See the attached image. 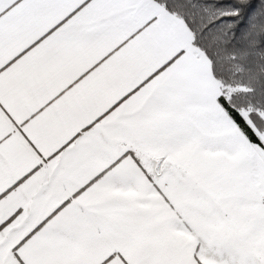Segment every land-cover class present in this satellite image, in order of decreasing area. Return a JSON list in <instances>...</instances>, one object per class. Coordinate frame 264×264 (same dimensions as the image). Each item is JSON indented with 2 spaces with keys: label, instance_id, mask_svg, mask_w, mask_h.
Here are the masks:
<instances>
[{
  "label": "snow or ice",
  "instance_id": "snow-or-ice-1",
  "mask_svg": "<svg viewBox=\"0 0 264 264\" xmlns=\"http://www.w3.org/2000/svg\"><path fill=\"white\" fill-rule=\"evenodd\" d=\"M0 264H264V0H0Z\"/></svg>",
  "mask_w": 264,
  "mask_h": 264
}]
</instances>
